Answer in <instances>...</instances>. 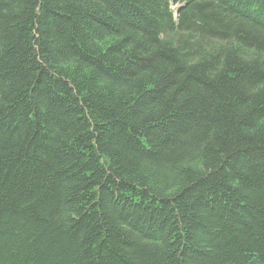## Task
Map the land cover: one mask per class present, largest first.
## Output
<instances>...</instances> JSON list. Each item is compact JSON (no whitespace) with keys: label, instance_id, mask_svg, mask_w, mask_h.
I'll return each mask as SVG.
<instances>
[{"label":"trees","instance_id":"16d2710c","mask_svg":"<svg viewBox=\"0 0 264 264\" xmlns=\"http://www.w3.org/2000/svg\"><path fill=\"white\" fill-rule=\"evenodd\" d=\"M0 264H264V0H0Z\"/></svg>","mask_w":264,"mask_h":264}]
</instances>
